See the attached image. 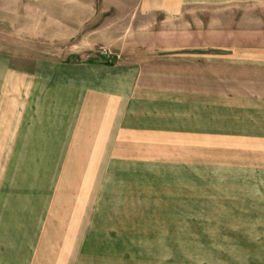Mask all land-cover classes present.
<instances>
[{
  "label": "crops",
  "instance_id": "obj_1",
  "mask_svg": "<svg viewBox=\"0 0 264 264\" xmlns=\"http://www.w3.org/2000/svg\"><path fill=\"white\" fill-rule=\"evenodd\" d=\"M47 1L5 0L0 10H45L38 6ZM263 4L62 0V31L65 24L78 31L76 43L67 44L111 48L119 59L70 54L69 60L34 59L23 69L21 57L0 51V143L42 144L44 154L36 156L41 158L131 160L120 174H169L166 162L174 160L168 161L174 174L191 176L193 206L214 209L222 223H247L251 216L262 221L264 13L213 10L219 17L199 27L189 9ZM155 14L173 22V38L158 27L161 36L139 40L134 31H150V22L144 26L140 20ZM199 58L204 72H198ZM136 160L141 167L134 166ZM155 160L161 163L157 170L151 167ZM46 227L45 222L43 233ZM36 256L37 248L30 264Z\"/></svg>",
  "mask_w": 264,
  "mask_h": 264
},
{
  "label": "rangeland",
  "instance_id": "obj_2",
  "mask_svg": "<svg viewBox=\"0 0 264 264\" xmlns=\"http://www.w3.org/2000/svg\"><path fill=\"white\" fill-rule=\"evenodd\" d=\"M61 1L40 3L45 10H0V51L21 57L23 69L38 58H104L99 51L111 48L67 44L76 43L78 31L72 24L62 31ZM241 8L189 10H195L199 27L219 17L213 10L264 13V4ZM147 21L150 31H134L139 40L161 36L158 27L173 38L172 21L156 14L140 20L144 26ZM111 52L105 58L110 63L119 59ZM197 64L204 72V61ZM40 146L0 143V264H30L36 248V264H264V211L256 216L262 221L255 216L247 223L218 221L214 209L192 205L191 176L174 174L175 165L168 164L174 160L166 162L169 174H120L131 160L41 158ZM135 163L142 166L141 160ZM152 163L155 170L161 166Z\"/></svg>",
  "mask_w": 264,
  "mask_h": 264
},
{
  "label": "built area",
  "instance_id": "obj_3",
  "mask_svg": "<svg viewBox=\"0 0 264 264\" xmlns=\"http://www.w3.org/2000/svg\"><path fill=\"white\" fill-rule=\"evenodd\" d=\"M109 55H110V53H109L108 50L103 49V50H100V51H99V56H100V57L108 58Z\"/></svg>",
  "mask_w": 264,
  "mask_h": 264
}]
</instances>
